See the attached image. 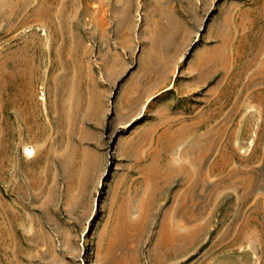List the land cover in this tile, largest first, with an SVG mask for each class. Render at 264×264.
I'll return each instance as SVG.
<instances>
[{
	"label": "rangeland",
	"instance_id": "374dc122",
	"mask_svg": "<svg viewBox=\"0 0 264 264\" xmlns=\"http://www.w3.org/2000/svg\"><path fill=\"white\" fill-rule=\"evenodd\" d=\"M0 264H264V0H0Z\"/></svg>",
	"mask_w": 264,
	"mask_h": 264
},
{
	"label": "bare ground",
	"instance_id": "6f19581e",
	"mask_svg": "<svg viewBox=\"0 0 264 264\" xmlns=\"http://www.w3.org/2000/svg\"><path fill=\"white\" fill-rule=\"evenodd\" d=\"M167 87H170V84H169ZM26 147H27V146H26ZM27 148H29V147H27ZM24 149H25V147H24ZM26 151H27V153H31L30 148H29V149H26Z\"/></svg>",
	"mask_w": 264,
	"mask_h": 264
},
{
	"label": "water",
	"instance_id": "95a60500",
	"mask_svg": "<svg viewBox=\"0 0 264 264\" xmlns=\"http://www.w3.org/2000/svg\"><path fill=\"white\" fill-rule=\"evenodd\" d=\"M204 27H205V24H204ZM204 27H203V28H204ZM203 28H202V29H203Z\"/></svg>",
	"mask_w": 264,
	"mask_h": 264
}]
</instances>
